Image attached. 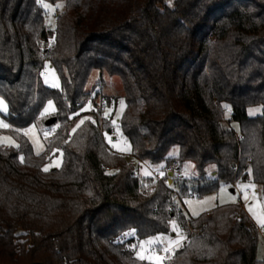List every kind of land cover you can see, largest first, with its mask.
Masks as SVG:
<instances>
[{
    "label": "trees",
    "instance_id": "trees-1",
    "mask_svg": "<svg viewBox=\"0 0 264 264\" xmlns=\"http://www.w3.org/2000/svg\"><path fill=\"white\" fill-rule=\"evenodd\" d=\"M42 1L63 2L48 25ZM162 3L0 0L5 118L49 131L38 154L14 129L16 145H0V264H149L135 256L134 241L169 232L171 220L186 237L163 264H264L239 205L186 217L175 201L235 181L264 185V0ZM47 65L57 89L43 84ZM93 70L97 86L104 75L119 78L120 134L136 160L161 168L173 161L171 183L139 176L106 144L112 98L85 90ZM48 101L53 111H44ZM255 105L261 113L248 116ZM59 152L60 166L45 170ZM186 161L195 177L181 175ZM129 230L135 236L121 239Z\"/></svg>",
    "mask_w": 264,
    "mask_h": 264
},
{
    "label": "rangeland",
    "instance_id": "rangeland-1",
    "mask_svg": "<svg viewBox=\"0 0 264 264\" xmlns=\"http://www.w3.org/2000/svg\"><path fill=\"white\" fill-rule=\"evenodd\" d=\"M173 0H163L164 5L172 6ZM42 7L46 12V24H51L53 21L54 14L63 8V2H58L52 5L48 2L42 1ZM161 6V5H160ZM45 72L42 76L43 84L49 88L57 89L60 86L59 78L50 66H46L43 70ZM110 77H112L110 79ZM103 83L105 88L104 93H107L109 97L112 98L111 104L106 106L104 109V114L111 118V124L113 131L104 134V139L106 144L114 151L124 155V157L132 161L135 165V170L139 176H154L157 178L166 175L168 179L171 176L165 171V168L161 166H152L147 161L136 160L130 149V144L125 140L121 134L118 127L119 117L124 109L125 103L122 97V89L119 78L117 76H106L104 75ZM99 81V74L96 70H93L85 85L86 91H97V83ZM48 101L44 107V111H53V103ZM123 102V103H122ZM84 111L91 113V109L86 106ZM248 116H257L261 113V106H249L246 109ZM225 117L229 116V109L224 110ZM7 115V105L4 99L0 96V145L3 146H15V138L9 134L8 130L14 129L22 133L29 141L32 146L34 153L38 154L42 152L45 148V139L48 136L49 131L45 130L37 124H29L23 127H14L9 123L5 116ZM90 117V116H87ZM6 125V126H5ZM230 128L237 131V124L231 122L229 124ZM11 141V143L9 142ZM177 146H172L168 152L171 157L176 156ZM61 164V153L56 154L45 166L44 169L57 168ZM213 165L206 167L207 175H210V170ZM109 171L110 169L107 168ZM181 175L186 178H192L196 176V171L194 164L191 161H186L183 163ZM168 181V180H167ZM236 182V181H235ZM234 182V183H235ZM171 183V181H170ZM234 183L220 184L216 192L204 195L202 197H175L176 205L181 209L186 217H195L206 211H211L215 206L226 205V204H236L239 205L245 213L248 215L249 219L252 221L253 225L257 229V257L260 259L264 258V238L262 233H264V185L256 184L251 179L240 181L236 186V191H233L232 187ZM248 190L249 192H246ZM240 194L241 202L236 201V196ZM251 209V210H250ZM135 233L133 230H129L122 234L121 239H127L134 237ZM157 238V240L151 244H145L144 250L141 251L140 242L147 241L149 238ZM186 237L185 231H183L177 224L175 220H171L169 223V232L167 233H157L155 235L147 236L140 240L134 241V246L136 248L135 256L139 260H143L149 264H163L167 259L170 258L173 249H175ZM167 249V251H165ZM144 255L146 257H153V259H140L137 253ZM158 257L159 259H156Z\"/></svg>",
    "mask_w": 264,
    "mask_h": 264
},
{
    "label": "built area",
    "instance_id": "built-area-1",
    "mask_svg": "<svg viewBox=\"0 0 264 264\" xmlns=\"http://www.w3.org/2000/svg\"><path fill=\"white\" fill-rule=\"evenodd\" d=\"M41 74L44 75L45 72L43 71ZM100 89H101V85H98V86H97V91H99ZM94 92H95V91H94ZM94 92H92V96L94 95ZM240 138H242V136H240ZM174 167H175L174 162H173V161H170L169 164H168V166L165 168V171H166L167 173H169V172L174 173ZM238 183H239V181H236V182L233 184V187H232L233 191H236V186H237ZM245 191H246V192H249L248 190H245ZM236 201H237V202H241L240 194H238V195L236 196ZM262 237L264 238V233H262ZM185 241H188V240L186 239Z\"/></svg>",
    "mask_w": 264,
    "mask_h": 264
},
{
    "label": "snow or ice",
    "instance_id": "snow-or-ice-1",
    "mask_svg": "<svg viewBox=\"0 0 264 264\" xmlns=\"http://www.w3.org/2000/svg\"><path fill=\"white\" fill-rule=\"evenodd\" d=\"M49 103H51V102H49ZM123 103V102H122ZM6 126V125H5ZM10 143H11V141H9ZM21 162H23V158L21 157ZM45 170H47V169H45ZM251 210V209H250ZM134 231V230H133ZM157 240V238H149L147 241H141L140 242V247H141V251H143L144 250V246H145V244H148L149 246L151 245V244H153L155 241ZM165 251H167V249H165ZM137 255L139 256V258L140 259H145V258H148V259H153V257H146V256H144V255H141L139 252L137 253ZM156 259H159L158 257H156Z\"/></svg>",
    "mask_w": 264,
    "mask_h": 264
},
{
    "label": "water",
    "instance_id": "water-1",
    "mask_svg": "<svg viewBox=\"0 0 264 264\" xmlns=\"http://www.w3.org/2000/svg\"><path fill=\"white\" fill-rule=\"evenodd\" d=\"M54 121H55V118H54V117L48 118V119L45 120L44 125H45V126H49V125H51ZM168 175L171 176V175H172V172H169ZM168 180H169L168 183H170L171 179H168Z\"/></svg>",
    "mask_w": 264,
    "mask_h": 264
},
{
    "label": "crops",
    "instance_id": "crops-1",
    "mask_svg": "<svg viewBox=\"0 0 264 264\" xmlns=\"http://www.w3.org/2000/svg\"><path fill=\"white\" fill-rule=\"evenodd\" d=\"M112 77H110V79H111ZM104 88H105V84L103 83L102 84V87H101V91H102V93L104 94V95H108L107 93H104L103 92V90H104ZM210 175H215V167L213 166V167H211V170H210ZM169 181V180H168ZM243 209V208H242ZM208 211H206V213H207ZM248 216V215H247ZM252 222V221H251Z\"/></svg>",
    "mask_w": 264,
    "mask_h": 264
}]
</instances>
